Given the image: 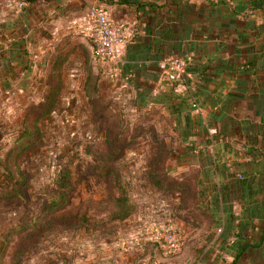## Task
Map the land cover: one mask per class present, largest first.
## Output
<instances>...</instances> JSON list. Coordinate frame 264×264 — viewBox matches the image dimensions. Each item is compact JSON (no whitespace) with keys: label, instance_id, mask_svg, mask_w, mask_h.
I'll use <instances>...</instances> for the list:
<instances>
[{"label":"rangeland","instance_id":"obj_1","mask_svg":"<svg viewBox=\"0 0 264 264\" xmlns=\"http://www.w3.org/2000/svg\"><path fill=\"white\" fill-rule=\"evenodd\" d=\"M25 5L0 0V24ZM122 23L113 55L99 56L82 24L73 39L68 32L57 36L60 44L74 43V51L59 64L36 66L42 79L31 88L25 87L31 76L9 88L0 84V264H207L211 239H217L215 258L230 264L220 241L232 240L252 201L234 190L230 196L226 186L254 157L247 150L255 134L238 127L235 110L226 121L237 131L220 138L226 129L207 117L220 109L219 91L210 97L212 106L189 97L180 113L174 105L140 106L129 76L141 89L151 88L152 76L122 70ZM188 56L177 71L160 63L184 57L159 62L168 92L190 93L195 80L187 64L194 56ZM224 85L230 92L226 79L218 83ZM162 209L166 216L154 225ZM170 214L176 251L166 248L170 233L162 226ZM144 222L152 239L124 248L122 238L135 236Z\"/></svg>","mask_w":264,"mask_h":264},{"label":"crops","instance_id":"obj_2","mask_svg":"<svg viewBox=\"0 0 264 264\" xmlns=\"http://www.w3.org/2000/svg\"><path fill=\"white\" fill-rule=\"evenodd\" d=\"M212 1L219 2V0ZM224 1L229 5L209 7L205 15L203 14L206 19L210 17L207 26L213 38L206 42V48L212 53L217 51L218 36H224L223 24L229 26L232 31L238 29L251 34L256 32L250 29L264 24V0ZM26 2L28 5L23 6L17 16L13 15L11 19L0 24V84L5 88H9V85L13 83H23L26 77L29 79L31 76L25 84L28 90L38 76L42 79L41 74L36 73V66L43 67L51 62L55 63L58 61L59 54L60 57H67V54L73 52L75 44L70 43V40L60 44L57 36H65L68 32L72 39L75 38L74 27L78 26L80 30L92 6L100 7L117 22H125L127 39L123 46V61L121 59L120 66L122 70L127 68L132 71L133 68L140 70L138 76L141 77L151 74L150 92L154 98H165L170 93L167 91L168 84L160 80V72L157 70L161 60L167 56H177L175 52L172 53L174 51L172 45H175L176 49L181 50L183 54L188 52L194 57L200 56V49L203 47L202 42L196 40L202 36L196 27V31L190 30L188 36L178 28L170 31L169 26L172 20L179 19L180 21L186 16L185 8L188 4L198 5L204 0H26ZM77 38L81 39V37ZM189 42L196 43L195 51L186 47V43ZM254 44L258 51L260 41ZM77 45L82 48L85 46L83 42ZM241 48L243 58L237 57L235 51L227 53L226 63H229L228 65L240 66L246 62H254V59L262 53V51H249L244 45ZM231 72H223L219 76L212 77L209 83L213 88L209 89V83L202 82L205 85L203 86L204 95H201V98L209 102L206 107L212 106L213 100L210 97L217 91L224 93V96L220 98L221 105L218 112L212 111L207 117L213 122L215 115L222 113L221 106L231 98L233 100L231 111L235 113L237 110L236 114L243 112V125L245 124L246 129L244 131L250 135L256 132L259 138L258 155L264 156V125L260 122L264 120V107L258 103H264V55L259 57L253 66L249 64L248 70L243 74ZM224 79H226L227 89L230 92H237V96H231L230 92L224 90L225 85L218 86V83L221 85L224 83ZM129 80L130 83H134L136 78L129 76ZM242 89L243 92H241ZM239 94H244V96L241 98ZM253 98L258 99V102ZM256 111H259L260 117L255 116ZM257 118H259V123H257ZM255 123L258 124L256 131ZM258 159L254 153V157L248 159L250 162H247V168L244 167L242 177H236V179L248 180L247 188L234 187L232 182L235 179L226 186V189L230 191V196L234 190L237 194L239 193L240 198L252 201L244 208L243 216L240 217L242 224L237 233H230L233 236L232 240L226 235L220 241L221 253L226 252L230 256V264H264V158L262 157L263 160ZM226 196L229 197L228 194ZM228 229L232 230L231 225ZM215 240L217 239H211L209 242L210 252L207 257L211 260L216 259L217 264H223L219 258H215L219 256V253L213 249ZM258 241L260 243L256 247ZM211 260H205V262L212 264Z\"/></svg>","mask_w":264,"mask_h":264},{"label":"trees","instance_id":"obj_3","mask_svg":"<svg viewBox=\"0 0 264 264\" xmlns=\"http://www.w3.org/2000/svg\"><path fill=\"white\" fill-rule=\"evenodd\" d=\"M220 5H223L224 7H226L229 4L225 2L224 0H219L218 3H215L212 0H204V2L198 5L188 4L185 8L186 16L184 18H181L180 21L179 19H174L170 22L171 24L169 26L170 31H173L174 28H178L179 31L186 33L188 35L190 30L196 31V29H198L202 35L201 37L196 38V40L197 39L200 40L203 44V47L200 49L201 50L200 56L194 57L193 61L187 64L188 65L187 71L191 74L193 83L195 80L194 85H192V83L190 84L187 83L188 92L190 93H187V95L185 94L181 95V94L176 93L175 90L172 89L169 95H166L165 98L164 97L154 98L151 96L150 89H145V88L141 89L140 84L137 82V79H136L134 81V91L135 90L138 91L136 97H137L138 104L140 106H147L148 104H151L153 102L166 105L169 108H171L174 105L177 111H179L180 113L183 111V109H185L189 105L188 98L191 97L197 103L202 105L201 106L202 108H205L209 104V102L203 101L201 98V95H204V91H203L204 84L202 82H205V84H208L209 81L211 82L210 79H212V77L219 76L223 72L232 73L231 71H233V73L241 75L248 70L249 64L253 66L254 62H256L259 59V57L264 55V24L260 27L257 26L254 29H250V31L256 32L254 34L247 33V32H244V30H238V29L232 31L230 30L231 28L229 26L223 24L222 30H224V36H218L217 51L215 53H212L206 48L207 46L206 42L213 37L211 35L212 32H210V29L207 26V21L210 19V17L206 19L205 17H203V14L209 9V7L212 8L213 6L216 7ZM179 15L181 16V13ZM258 41H260V46L257 48L258 49L257 51L255 49L256 46H254L255 45L254 43ZM242 45L246 46V48L248 47L249 51H252V52L262 51V53L254 59V62L253 61L246 62L240 66H234V65L232 66V64L228 65L229 63L228 64L226 63V57H227L228 52L231 53L235 51L237 57L243 58V51L241 48ZM172 47L174 48L173 49L174 51L172 53L175 52L174 54L178 56V57L177 56H174V57L186 58V56H188V52L183 54L181 50L176 49L175 45H172ZM186 47H188L189 50L195 51L194 48H197V45L194 42H189V43H186ZM61 62H63V59L62 57H60V54H59L58 61H56L55 63L59 64ZM186 81L189 82L190 80H188L187 78ZM241 92H243V89ZM229 94L231 96L232 95L237 96V92H230ZM239 96L242 98L244 94H239ZM253 100L258 102V99L256 100L255 98H253ZM231 102L233 103V100L229 98V100L226 101V104L225 105L223 104L221 106V108L223 109L222 113L215 115L216 119L215 118L213 119V122H215L216 120L217 122L221 123L222 130L226 129V131L223 132V136L220 138L228 137L230 132L232 133V131H235V132L237 131L236 127H234V125L231 122L226 121L227 120L226 117H229V115L233 113L231 111V106L233 105ZM258 103L264 107L263 102H258ZM259 114H260L259 111L255 112L256 117H260ZM240 117L241 116L237 114V120L239 119L238 121L234 118H230V119L236 120L237 121L236 124L239 127L241 124H243V121H244V119H240ZM187 119L191 121L190 116H187ZM258 120L259 118H257V121ZM260 122H262V124L264 125V120ZM257 123H259V121ZM257 123H255L254 125H256ZM257 125L255 126V131H256ZM227 128H230V130ZM254 134H255L254 136H250L249 143L251 146H250V149L247 151L248 153L254 152L256 155H258L259 154V149L257 148L258 147L257 145L258 135L256 134V132ZM216 138L218 137L216 136ZM225 146L227 147L226 144ZM247 182L248 180L245 181L244 179H235L232 182V185L236 187L237 189L238 188L241 189V188L246 187ZM259 243L260 242L258 241L256 247L259 246Z\"/></svg>","mask_w":264,"mask_h":264},{"label":"built area","instance_id":"obj_4","mask_svg":"<svg viewBox=\"0 0 264 264\" xmlns=\"http://www.w3.org/2000/svg\"><path fill=\"white\" fill-rule=\"evenodd\" d=\"M84 30L87 35H89L90 38L95 42L97 54L102 58H105L113 55L117 50V45L122 40L123 33L125 31V25L122 22H114L112 19H110L107 12L100 7L92 6L88 10L87 19L84 24ZM187 57L189 58V56ZM187 57L183 58V60L167 59L160 63V67L166 71L181 70L184 65L183 61L187 59ZM164 211L165 209L160 210L158 214L161 213V216L153 219V222L154 220L156 221L157 219L164 218L166 216ZM171 215L172 214H170L168 217V221L164 222L162 226L167 230V232L170 233L169 238L165 239L167 242L166 248L171 251H176L178 246L175 241V236H171ZM155 224L156 222H154V225ZM145 225L139 223L138 233L135 236L122 238L124 248H134L144 243L143 239H145V242L148 241V239H152V237L146 236L145 234L147 229H151V225H146L147 228Z\"/></svg>","mask_w":264,"mask_h":264}]
</instances>
